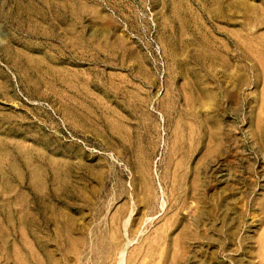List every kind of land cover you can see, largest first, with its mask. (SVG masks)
<instances>
[{
	"label": "rangeland",
	"instance_id": "1",
	"mask_svg": "<svg viewBox=\"0 0 264 264\" xmlns=\"http://www.w3.org/2000/svg\"><path fill=\"white\" fill-rule=\"evenodd\" d=\"M263 244L264 0H0V264Z\"/></svg>",
	"mask_w": 264,
	"mask_h": 264
},
{
	"label": "bare ground",
	"instance_id": "2",
	"mask_svg": "<svg viewBox=\"0 0 264 264\" xmlns=\"http://www.w3.org/2000/svg\"><path fill=\"white\" fill-rule=\"evenodd\" d=\"M242 101V100H241ZM233 140V139H232ZM235 141V140H234ZM256 152V151H255ZM251 159V158H250ZM239 163V162H238ZM232 201V200H231ZM132 203V202H131ZM200 205H202V208H198L197 207V216L194 218V220H193V225L196 227H198V224H199V222L200 223H203V220H205V219H207V218H209V216H210V214H211V211H214V209H215V207H217V206H212V205H208L206 202H205V199H201L200 200V203H199ZM163 206H164V203H163ZM197 206V205H196ZM208 207L211 209V211L208 209ZM131 210V209H130ZM130 214V213H129ZM243 214V213H242ZM241 215V214H240ZM235 216V215H234ZM232 217V216H231ZM129 219V218H128ZM203 219V220H202ZM128 221V220H127ZM125 222V221H124ZM123 224V223H122ZM125 224H126V222H125ZM127 224H128V222H127ZM124 225V224H123ZM123 227V226H122ZM124 227H127V226H125L124 225ZM124 230H126V229H124ZM236 234V233H235ZM252 234V233H251ZM245 235H247L246 233H245ZM125 236V235H124ZM229 236H233V237H235V235H234V233H231V234H229ZM252 236V235H251ZM232 237V238H233ZM126 238V237H125ZM244 238V237H243ZM127 243V242H126ZM238 243V242H237ZM236 244V243H235ZM120 245V244H119ZM126 245H128V244H126ZM109 247V246H108ZM111 249V248H110ZM127 249V248H126ZM126 249H124L123 251H121V259H120V261H119V264H125V250ZM262 249H263V251H264V244H263V246H262ZM93 252H95V251H93ZM96 253V252H95ZM147 255V254H146ZM138 258V257H137ZM82 259V258H81ZM84 260V259H83ZM241 261H243L244 263L245 262H247L248 260L246 259V256L245 257H241V258H239L238 260H237V263L238 264H240V262ZM129 262V261H128ZM262 262H264V254H263V257H262ZM243 263V264H244Z\"/></svg>",
	"mask_w": 264,
	"mask_h": 264
}]
</instances>
